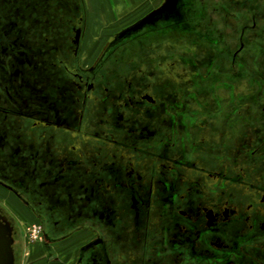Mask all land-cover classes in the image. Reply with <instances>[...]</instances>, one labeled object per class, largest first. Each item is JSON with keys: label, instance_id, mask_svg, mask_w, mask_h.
Listing matches in <instances>:
<instances>
[{"label": "flooded vegetation", "instance_id": "af4514ba", "mask_svg": "<svg viewBox=\"0 0 264 264\" xmlns=\"http://www.w3.org/2000/svg\"><path fill=\"white\" fill-rule=\"evenodd\" d=\"M202 1L179 0L200 6L188 36L164 12L97 75L82 0H0V187L60 231L104 228L77 264H264V0H221L229 32Z\"/></svg>", "mask_w": 264, "mask_h": 264}, {"label": "rangeland", "instance_id": "374dc122", "mask_svg": "<svg viewBox=\"0 0 264 264\" xmlns=\"http://www.w3.org/2000/svg\"><path fill=\"white\" fill-rule=\"evenodd\" d=\"M82 2L85 31L80 52V67L83 70H89L94 66L97 75L101 72L100 69L106 68L113 59L119 57L101 56L103 48L109 42L111 44L109 50L112 51L118 47V52H122L123 55L125 54L124 57L129 58L137 44L141 42L145 45L150 41L154 32L150 29L151 25L156 23L164 12L169 11L173 12L175 19H178L173 27V30L177 32L176 35L188 36L185 23L189 22L190 14L199 11L197 9L200 8L197 5L195 10H190V13H179L177 9L179 0H82ZM214 6L220 8L222 12L221 18L216 17L218 26L226 25L229 32L231 24L236 21L230 19L234 16L221 0L202 1L200 12L204 18V27L208 26L209 18H215V15L210 13ZM224 15L229 19L224 21ZM195 25H198V22L195 21ZM195 25L192 24L193 27H196ZM202 32L198 26L190 34L197 36ZM226 32L227 29L222 31V34ZM261 102L264 105V100ZM260 116L263 117V115ZM12 194L10 190L0 187V205L6 209L20 231L22 264H77L80 263L79 260L84 261L90 254V249L97 246H94L95 241L104 243L108 239L106 232L101 231L104 228L95 221H87V224L77 225L73 229L72 224H68L69 226L63 231L55 229L53 225L57 221L56 217L46 219L44 216H39L33 208L27 207L22 200L15 198ZM30 203L33 206L34 201ZM87 247L88 251L85 250Z\"/></svg>", "mask_w": 264, "mask_h": 264}, {"label": "water", "instance_id": "95a60500", "mask_svg": "<svg viewBox=\"0 0 264 264\" xmlns=\"http://www.w3.org/2000/svg\"><path fill=\"white\" fill-rule=\"evenodd\" d=\"M13 228L5 216H0V264H15Z\"/></svg>", "mask_w": 264, "mask_h": 264}]
</instances>
